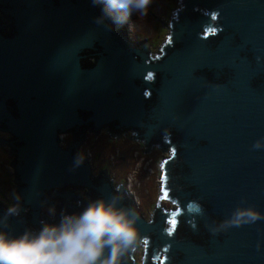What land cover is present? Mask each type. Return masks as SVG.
I'll return each instance as SVG.
<instances>
[{
  "label": "water",
  "instance_id": "95a60500",
  "mask_svg": "<svg viewBox=\"0 0 264 264\" xmlns=\"http://www.w3.org/2000/svg\"><path fill=\"white\" fill-rule=\"evenodd\" d=\"M175 5L169 40L153 59L147 43L134 47L109 20L111 31L96 25L101 6L91 0H0V130L10 133L0 146L15 155L12 190L27 209L11 218L14 235L110 197L106 175L90 181L86 159L76 165L77 145L84 130L96 136L103 127L118 139L132 129L142 152L172 153L150 221L116 188L148 239L142 264H264V219L210 231L238 205L264 214V148H252L264 137V0ZM64 132L72 139L65 150L56 137ZM81 186L88 201L73 193ZM162 197L177 209L160 208ZM42 204L55 205L56 217H40Z\"/></svg>",
  "mask_w": 264,
  "mask_h": 264
},
{
  "label": "clouds",
  "instance_id": "9594fccd",
  "mask_svg": "<svg viewBox=\"0 0 264 264\" xmlns=\"http://www.w3.org/2000/svg\"><path fill=\"white\" fill-rule=\"evenodd\" d=\"M153 0H91L101 6V14L94 23L111 31V20L117 27L126 24L135 14L142 20L148 14ZM253 149L264 148V137L257 139ZM84 160L78 153L76 165ZM6 211L0 215V264H126V258L142 244L137 227L138 214L132 207L123 205L124 196L114 189L108 198L90 199L79 212L61 210L58 223L40 221V228H26L13 234L11 218H20L22 197L13 190ZM245 201L241 200V205ZM49 217H56L55 205H41ZM264 219V214L252 206L238 205L231 215L213 221L210 231L220 233L232 227L253 224Z\"/></svg>",
  "mask_w": 264,
  "mask_h": 264
},
{
  "label": "rangeland",
  "instance_id": "374dc122",
  "mask_svg": "<svg viewBox=\"0 0 264 264\" xmlns=\"http://www.w3.org/2000/svg\"><path fill=\"white\" fill-rule=\"evenodd\" d=\"M176 0H153V3L149 7L148 14L142 20H138L135 14L129 18L128 22L125 25L127 31H131V27L134 26L133 35H137L139 38L148 37L149 39L154 38V43L156 46H160L164 41H167L169 38L166 35L170 34V19L174 18V10L179 8L175 5ZM157 18V19H156ZM162 23L165 26H162ZM153 37V38H152ZM153 50L156 52L154 44L152 45ZM97 134L98 140H90L88 145H93L95 150L91 152L99 153L100 156L94 160V164L99 166L107 167L108 175L112 176V181L115 184H125L127 191L132 195L134 203L136 204L138 210L141 212L142 217L146 220H150V215L154 210L156 201L158 200V195H162L161 186L162 184V168L161 164L164 163V159H169L172 155L171 148L164 152L161 149H158L156 146L153 148L152 153L142 152L141 141L130 140L128 132L127 135L123 136L121 140H109L107 131L100 130ZM70 133L62 134V139L69 138ZM92 136V134L90 135ZM112 141V142H111ZM63 142V141H62ZM88 145L86 148H88ZM4 149L0 150V166L3 167L6 165V162L9 161L6 150L7 148L3 146ZM1 149V147H0ZM93 153V154H94ZM12 156L10 155V158ZM5 167V170H12L10 165ZM5 172V171H4ZM13 173V170L11 171ZM6 175L0 173V201L3 204L8 205L10 202V193L12 192L11 187L13 181L6 180ZM15 184V183H14ZM86 191V188L83 189V192ZM83 198L87 196L82 195ZM77 201L73 200V204H76ZM160 208L173 210L175 204L172 201L161 198ZM45 211V209L43 208ZM42 210L40 207V213H44L48 216L47 212ZM49 217V216H48ZM143 243L145 239L142 240L141 247L137 248L133 255L134 264H139L140 261L144 260V249Z\"/></svg>",
  "mask_w": 264,
  "mask_h": 264
},
{
  "label": "flooded vegetation",
  "instance_id": "af4514ba",
  "mask_svg": "<svg viewBox=\"0 0 264 264\" xmlns=\"http://www.w3.org/2000/svg\"><path fill=\"white\" fill-rule=\"evenodd\" d=\"M7 29V28H6ZM153 38V37H152ZM133 40H134V42L135 43H138V44H140V43H143V42H145V43H147L149 46L148 47H146V52H149V55H150V57L151 58H153V59H156L157 57L156 56H158V57H160L161 56V54H162V51L160 50V48L164 45V44H166V42L167 41H164L160 46H156V44L153 42L154 41V38L153 39H149L148 37H145V38H139L137 35H133ZM154 44V46L155 47H157L156 48V52L153 50V48H152V45ZM89 61L90 62H92V59L91 58H89ZM1 125V124H0ZM100 130H103V132L104 131H106V128H102V129H100ZM100 130H98V132L100 131ZM131 132L128 136L130 137V136H132V132H133V130L132 129H130V130H126V132H125V135H127L128 134V132ZM97 132V134H99ZM65 133H70V132H64V133H58L57 134V137H58V142H57V144L60 146V148H62V149H66V143H68V142H70V141H72V139H71V133H70V136H69V138H66V139H62V134H65ZM108 133V135H109V132H107ZM92 134V136H90ZM97 134H96V136H94V132H92V131H90L89 132V130H84V137H83V140H82V143L81 144H79V145H77V154L78 153H83L84 154V159H86V163L88 164V166H89V173H90V175H89V180L90 181H92V178H94V179H96V178H98V175H100V176H102V177H104V175H106L107 176V179H108V181L110 182L111 181V184H112V187H113V190L114 189H116L117 187H119V186H121L122 187V189L127 193V195L130 197V199H131V201H132V203H133V205H134V207H135V209H136V211H137V213H139L141 216H142V214H141V212L138 210V208H137V206H136V204L134 203V200H133V197H132V195L127 191L128 189H127V187L125 186V184H115L114 183V181H112V176H109L108 175V169H107V167H103V166H99L98 164H94L93 162H94V160L97 158V156H100V154L99 153H94V152H91V150H95V148H94V146L93 145H88L89 144V142H90V140H92V139H94V140H98V137H97ZM9 135H10V133L8 132V131H3V130H0V139H4V140H6V141H9ZM124 135H123V132H120V137L118 138V140H121V139H123L124 137H123ZM109 138V137H108ZM117 139V136H115L113 139H110L109 138V140H112L113 141V143H114V140H116ZM63 141V142H62ZM111 141V142H112ZM2 143V145L0 146V147H2V146H4V145H6V144H4L3 142H1ZM141 146H142V150H143V147H144V145H143V142L141 141ZM88 145V148H86V146ZM7 146V145H6ZM8 147H10V146H8ZM155 146H152L151 147V149L149 150V152H147V153H152V151H153V148H154ZM11 148V147H10ZM94 153V154H93ZM141 154H144V152H141ZM11 161H12V157H11ZM14 170V169H13ZM5 171V172H4ZM3 171V173L6 175L5 177L7 178L6 180H10V181H14V171H13V173L11 172L12 170H4ZM100 172V173H99ZM104 173V174H103ZM13 186H17V184L15 183H13ZM84 188H86V187H84V186H81V190L80 189H77V190H74L73 191V193H75V194H77V192H79V196L81 197V199H83V200H85V201H88L89 200V197L87 196L86 198H83L82 197V193H83V189ZM68 189H72V187H68ZM11 190H12V187H11ZM13 191V190H12ZM86 193H88V189L86 188V191H85ZM70 204H72V205H75V206H78L79 205V202L77 201V203L76 204H73V200H71L70 202H69ZM42 210H43V208H42ZM44 211V210H43ZM45 212V211H44ZM40 214V217H41V214H43L45 217H47L48 218V220H52V217H48L46 214H44V213H39ZM151 219V218H150ZM41 220H43L42 218H40V221ZM150 221V220H149ZM168 227H170V223H168V225H167ZM162 252H159L158 253V256L161 254ZM142 261H140L139 262V264H142L141 263Z\"/></svg>",
  "mask_w": 264,
  "mask_h": 264
},
{
  "label": "bare ground",
  "instance_id": "6f19581e",
  "mask_svg": "<svg viewBox=\"0 0 264 264\" xmlns=\"http://www.w3.org/2000/svg\"><path fill=\"white\" fill-rule=\"evenodd\" d=\"M174 11H176V10H174ZM174 11H173V12H174ZM174 14H175V12H174ZM0 16H2L1 12H0ZM131 17H132V16H131ZM174 17H175V16H174ZM172 18H173V16H172ZM109 21L114 25L113 30H114L116 33L119 32L120 30H121V31H124L125 34H126V36H127L128 41L134 43V44H133L134 47L137 46L138 43H135V42H134V40H133V36H132V33H133V31H134V29H133L134 26H132V27H131V31L128 32V31H127L128 29L125 28V25H126V24L117 27V26H116L111 20H109ZM162 26H163V24H162ZM6 28H7V29H6ZM8 28H9V27H5V30H6L7 32H8ZM170 29H171V26H170ZM169 35H170V34H169ZM168 37H169V36H168ZM168 40H169V38L167 39V41H168ZM91 59H92V62H91V63L93 64L94 57H92ZM102 128H103V127H100L99 130L102 129ZM56 137H57V136H56ZM57 138H58V137H57ZM4 146L7 148L6 153H8V151L12 150L10 147H8V146H6V145H4ZM58 146H59V145H58ZM59 147H60V146H59ZM168 147H169V146H167V149H168ZM170 148H171V147H170ZM2 149H4L3 146L1 147L0 150H2ZM167 149H166V150H167ZM170 151H171V150H170ZM10 155H11V154H7L8 158H9V161L6 162V165H4L3 167L0 166V173H3V171L5 170V169H4L5 167H9L8 164L11 162ZM11 156H12V160H13L14 157H15V155H11ZM10 167H11V166H10ZM11 168H12V167H11ZM12 170H13V168H12ZM88 177H89V176H88ZM0 192H1V191H0ZM10 203H12V202H10ZM10 203H9V204H10ZM9 204H8V205H9ZM0 205H1V206L3 207V209H5V210H6L7 207H8V205L3 204L2 201H0ZM176 209H177V205H175V208L173 209V211L176 210ZM163 210H164V209H163ZM165 210H166V211H169L168 209H165ZM138 214H139V213H138ZM147 240H148V239L146 238V239H145V243H143V245H142L143 247H145V246L147 245V243H146ZM162 256H163V254L161 253V254L158 256V260L161 261V260L163 259ZM133 258H135V256H134L133 253H132V259H133ZM141 263H142V262H141Z\"/></svg>",
  "mask_w": 264,
  "mask_h": 264
},
{
  "label": "snow or ice",
  "instance_id": "6c2138e0",
  "mask_svg": "<svg viewBox=\"0 0 264 264\" xmlns=\"http://www.w3.org/2000/svg\"><path fill=\"white\" fill-rule=\"evenodd\" d=\"M165 196H167V193H165ZM162 198H163V197H162ZM173 215H174V216H175V215H178V213H174ZM171 223H172L173 227L169 229V234H171V232L174 230L175 223H176L175 219H173V220L171 221Z\"/></svg>",
  "mask_w": 264,
  "mask_h": 264
}]
</instances>
